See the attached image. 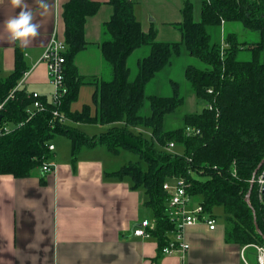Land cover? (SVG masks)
<instances>
[{
    "label": "trees",
    "instance_id": "obj_1",
    "mask_svg": "<svg viewBox=\"0 0 264 264\" xmlns=\"http://www.w3.org/2000/svg\"><path fill=\"white\" fill-rule=\"evenodd\" d=\"M112 14L104 24L105 38L100 52L110 66L111 78L99 81L93 94L94 112L90 106L71 111L83 78L77 75L73 58L85 48L84 25L95 14L99 2L68 0L63 5L64 82L67 92L58 107L41 97L44 108L29 118L32 98L24 88H16L5 102L1 122L21 123L0 136V174L16 178L28 176L52 157L47 144L56 135L70 141L72 164L82 146L105 145L112 153L124 149L139 160L128 162L108 173L129 178L131 188L141 189L144 204L153 212L155 226L150 235L157 241V252L172 236L173 226L165 214V180L182 177L186 191L198 199L205 212L221 206L224 213L225 238L241 246L264 245V196L259 199L257 187L249 179L264 157V0H201L200 20L192 19V5L186 1L178 24L180 41H157L155 30L143 32L136 19L131 0H108ZM236 23L257 32L254 42L237 38L235 31L223 35L226 47L211 42L208 26ZM149 47L137 62V73L129 80L127 58L140 46ZM197 58L202 67L188 65L185 78L203 107L182 117V125L172 129L163 126L164 116L183 103L173 82L170 96L145 97L146 83L172 56L182 49ZM248 58L241 59V51ZM27 71L22 52L16 49L12 72L0 77V100L4 99ZM212 92L208 93L207 89ZM148 113H143L145 101ZM210 104L211 108L206 105ZM65 117L60 122L53 110ZM110 125L104 132L89 136L71 122ZM200 129L197 135H186L185 127ZM174 143L172 151L166 149ZM180 147L181 151H175ZM248 199V200H247ZM255 213V223L253 219ZM257 227V228H256Z\"/></svg>",
    "mask_w": 264,
    "mask_h": 264
},
{
    "label": "crops",
    "instance_id": "obj_2",
    "mask_svg": "<svg viewBox=\"0 0 264 264\" xmlns=\"http://www.w3.org/2000/svg\"><path fill=\"white\" fill-rule=\"evenodd\" d=\"M67 1L0 0L1 78L12 72L15 52L19 49L27 67L22 88L27 94L36 91L41 97L50 98L52 87L47 66L40 57L52 35L64 40L62 13ZM91 1L99 2L100 6L95 14L87 17L84 25L87 44L73 58L77 75L83 82L70 109L80 111L87 105L93 113L97 83L111 78L110 66L103 59L99 45L105 38L104 24L113 9L108 0ZM131 1L142 31L154 29L157 41L181 40L178 24L186 1L192 5V19L197 21L194 18L196 11L200 20L201 0ZM218 27L221 32L214 42L220 44L224 23ZM139 48L143 50L136 58V65L149 52V47L143 45L132 53ZM180 55L191 56L183 48L149 81ZM187 66L183 67L184 78ZM173 82L170 80V84ZM192 93L198 99L193 90ZM202 107L203 103L189 113ZM71 124L83 132H91H85L89 136L100 134L110 126L73 121ZM52 144L54 149L48 160L52 171L36 168L22 178L0 174V264H244L242 258L249 264L254 261L253 248L228 241L225 222L216 217L213 230L205 224L185 229L187 250L160 256L154 237L133 234L141 220H153L152 209L144 204V192L131 188L127 177L108 175L122 165L136 161L134 154L132 157L127 154L132 152L124 149L115 154L105 145L82 146L72 164L69 139L65 137ZM193 201L198 199L193 197Z\"/></svg>",
    "mask_w": 264,
    "mask_h": 264
},
{
    "label": "built area",
    "instance_id": "obj_3",
    "mask_svg": "<svg viewBox=\"0 0 264 264\" xmlns=\"http://www.w3.org/2000/svg\"><path fill=\"white\" fill-rule=\"evenodd\" d=\"M226 47V44L222 41L221 49ZM66 50V44L64 40L56 38L54 35L51 36L48 44L44 48L40 59L43 60L47 66L48 80L52 87L49 101L58 107L61 104L63 96L67 92V87L64 82V56L63 53ZM27 71L24 72L17 85L10 90L8 95L0 100V114L4 108L5 102L13 97V91L16 88H21L24 83V77ZM208 93L212 90L207 89ZM29 96L32 98L31 110L28 111L29 118L36 111H40L44 108L41 101V96L36 91L28 92ZM211 108L210 104L206 105ZM53 117L57 118L58 121L64 122L65 117L59 113L57 108L52 112ZM21 123H12L0 120V136L9 133L15 127L19 126ZM200 133V129L192 126L185 127L186 135H197ZM50 151L54 149V145L50 141L47 144ZM174 147L173 142H169L166 149L172 151ZM41 170L43 172H49L52 170V166L46 161L42 166ZM264 164L260 171L255 177L249 179V182L257 187L259 199L262 198V188L264 186ZM186 182L182 177H171L164 181L162 184V189L166 193V207L165 214L166 217L171 222L173 229L171 231L172 236L167 239L166 245L161 249L162 255L170 254L175 250L185 251L188 249V243L184 238V231L188 226H193L195 224H205L210 230L216 227V218L205 212L203 210L200 202L193 201V197L189 195L186 191ZM155 226V221L149 219H143L140 221L137 227H134L133 234L137 236L149 237L150 230ZM251 247L254 250L255 263L254 264H264V245L257 243H250L244 245V248ZM243 263L249 264L244 258Z\"/></svg>",
    "mask_w": 264,
    "mask_h": 264
},
{
    "label": "rangeland",
    "instance_id": "obj_4",
    "mask_svg": "<svg viewBox=\"0 0 264 264\" xmlns=\"http://www.w3.org/2000/svg\"><path fill=\"white\" fill-rule=\"evenodd\" d=\"M194 18L197 21L199 20V13L196 11L194 12ZM208 30H209V34L211 37L210 38L211 42H214L216 38H218L219 33L221 32L220 27L210 26ZM223 31L224 33L228 31H236L238 39L249 42V43L254 42L258 37L256 32L246 31L244 30L242 26L236 23L225 24ZM142 50L143 49L139 48L138 51L137 50L134 51L127 59V66L129 68V79L131 80L134 79L136 75V72H137L136 58L140 57ZM241 52H242L241 53L242 55L240 56L241 59L248 58V53H249L248 51L242 50ZM189 64L198 66V67L203 66V64L197 58L193 56L187 55L185 57L184 55H180L177 58L174 57L172 59L171 65L169 67H166V69H164L163 71H161L159 75H157L154 79L149 81L148 84H146L144 87L145 97L150 96V95L170 96L173 93V85L170 84V80H173L174 83L177 85V88L179 89V93L183 97V103L174 112L166 114L164 116L163 125L166 129L179 127L182 124L183 115L197 109L198 105L202 103L201 100L196 99L194 97V94L192 93V90L189 87L187 80L184 78L183 67ZM148 111H149L148 102L146 100L144 108H143V113H148ZM86 133L91 134V132H86ZM63 138L65 139V136L56 135L52 139L51 142L55 144L58 140H61ZM58 143H60V141ZM175 151L180 152L181 148L176 147ZM127 154L130 156L134 154L133 159H135L136 161L139 160V157L135 153H127ZM212 213L216 216L218 221L220 222L224 221V213H223V209L221 206H214L212 208ZM254 263H255V259L254 261L251 262V264H254Z\"/></svg>",
    "mask_w": 264,
    "mask_h": 264
},
{
    "label": "water",
    "instance_id": "obj_5",
    "mask_svg": "<svg viewBox=\"0 0 264 264\" xmlns=\"http://www.w3.org/2000/svg\"><path fill=\"white\" fill-rule=\"evenodd\" d=\"M0 118H1V114H0ZM263 162H264V157L262 158V160L259 162V164L257 165V167H256V169L254 170V172H253V175H252V177L257 173V171H258V169L261 167V165L263 164ZM263 178H264V174H263ZM262 195L264 196V186H263V188H262ZM248 200V199H247ZM253 219H254V223L256 222L255 221V219H256V217H255V213H254V211H253ZM255 225H256V223H255ZM257 228V227H256Z\"/></svg>",
    "mask_w": 264,
    "mask_h": 264
},
{
    "label": "flooded vegetation",
    "instance_id": "obj_6",
    "mask_svg": "<svg viewBox=\"0 0 264 264\" xmlns=\"http://www.w3.org/2000/svg\"><path fill=\"white\" fill-rule=\"evenodd\" d=\"M244 30H246V31H251V30H248V29H244ZM236 32V31H235ZM253 32H256V31H253ZM237 33V32H236ZM257 33V32H256Z\"/></svg>",
    "mask_w": 264,
    "mask_h": 264
}]
</instances>
